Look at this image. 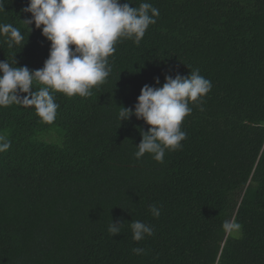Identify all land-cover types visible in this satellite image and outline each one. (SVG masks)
Segmentation results:
<instances>
[{"label": "trees", "instance_id": "obj_1", "mask_svg": "<svg viewBox=\"0 0 264 264\" xmlns=\"http://www.w3.org/2000/svg\"><path fill=\"white\" fill-rule=\"evenodd\" d=\"M129 2L160 14L139 45L117 42L111 73L90 96L53 93L51 123L34 107H0V137L10 142L0 152V264H264V0ZM4 3L0 23L26 43L0 38V61L41 68L50 42L24 24L28 0ZM193 69L212 87L189 104L182 147L163 163L136 159L149 126L120 122L119 107L132 108L145 84ZM228 219L241 228L225 232ZM111 220L122 221L120 234L108 232ZM136 220L153 235L133 241Z\"/></svg>", "mask_w": 264, "mask_h": 264}, {"label": "clouds", "instance_id": "obj_2", "mask_svg": "<svg viewBox=\"0 0 264 264\" xmlns=\"http://www.w3.org/2000/svg\"><path fill=\"white\" fill-rule=\"evenodd\" d=\"M130 4L129 0L123 3L120 0H28L22 11L31 15L23 22L28 28L34 24L50 42L48 57L37 70L17 67L14 56L0 61V107L13 104L34 107L42 121L51 123L59 107L53 93L68 97L90 96L91 89L109 77L112 71L109 57L115 53L117 42L132 39L139 45L160 14L159 9L148 2L138 7ZM4 6V0H0V11H5ZM0 38L9 48L26 43L21 30L12 24L0 23ZM154 83L159 85V78ZM34 84L40 87L34 90ZM211 87V81L200 75L199 69H193L185 76L166 75L159 87L145 84L132 108L120 106V122L135 116L149 126L147 131L139 130L141 140L134 146V157L140 159L150 154L155 161L163 163L166 150L180 149L181 142L187 138L181 124L192 112L189 104L199 102ZM9 147L10 142L0 137V152ZM148 210L154 218L161 214L155 204L149 205ZM128 225L135 242L153 235L152 226L142 221ZM121 228L122 221L111 220L108 232L115 236L120 234ZM222 228L232 233L241 225L228 219L222 223ZM144 251L139 247L132 249L136 255Z\"/></svg>", "mask_w": 264, "mask_h": 264}]
</instances>
